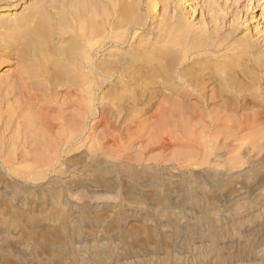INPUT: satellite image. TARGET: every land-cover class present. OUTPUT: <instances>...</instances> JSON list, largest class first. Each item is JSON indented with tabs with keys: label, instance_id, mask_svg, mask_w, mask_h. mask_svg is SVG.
<instances>
[{
	"label": "rangeland",
	"instance_id": "rangeland-1",
	"mask_svg": "<svg viewBox=\"0 0 264 264\" xmlns=\"http://www.w3.org/2000/svg\"><path fill=\"white\" fill-rule=\"evenodd\" d=\"M0 264H264V0H0Z\"/></svg>",
	"mask_w": 264,
	"mask_h": 264
},
{
	"label": "bare ground",
	"instance_id": "bare-ground-1",
	"mask_svg": "<svg viewBox=\"0 0 264 264\" xmlns=\"http://www.w3.org/2000/svg\"><path fill=\"white\" fill-rule=\"evenodd\" d=\"M14 6H17V4H15ZM3 16V15H2ZM5 16V15H4ZM197 46V45H196ZM209 50V49H208ZM9 70V69H8ZM232 71V70H231ZM242 178V177H241Z\"/></svg>",
	"mask_w": 264,
	"mask_h": 264
}]
</instances>
